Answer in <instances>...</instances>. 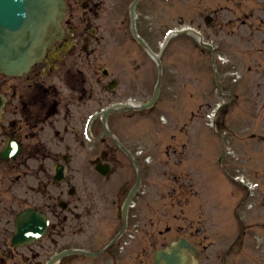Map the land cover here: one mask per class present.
Segmentation results:
<instances>
[{"label": "flooded vegetation", "instance_id": "1", "mask_svg": "<svg viewBox=\"0 0 264 264\" xmlns=\"http://www.w3.org/2000/svg\"><path fill=\"white\" fill-rule=\"evenodd\" d=\"M88 4L82 3L83 13L78 16L83 23H90L93 17L85 9ZM73 6L78 7L79 2L74 0ZM69 27L66 35L72 37L71 43L68 44L65 37L52 44L44 58L27 74L19 77L0 74V95L5 98L0 114V150L9 140L19 145L21 150L14 159H0V264H49L50 258L65 248H87L97 254L123 226L119 196L125 185L117 190L115 198L108 200L103 199V186L98 185L99 199H91L90 194L82 191L78 184L76 176L79 170L72 166L78 157L81 124L87 115L81 113V107L92 100L94 93L91 83H87L86 74L95 80L97 71L96 56L89 52H93L90 40L85 37V44L80 46L75 39L77 28ZM86 27L85 33L88 29L91 33L90 24ZM56 71L61 73L58 72L55 79ZM97 129L92 122L89 127L92 139L88 142L94 145L106 143L100 137L102 129L99 133ZM65 159V177L57 183L53 178L54 169ZM116 160L107 153L105 159L97 156L88 158V163L93 162V166L96 163L109 164L116 169ZM84 170L89 172L90 168ZM80 180L85 181V178ZM60 204L65 208L62 209ZM28 208L46 215L49 226L44 235L30 236L28 240L17 242L14 239L16 218ZM144 220L145 216L139 214L138 209L129 210L125 232L101 255L93 257V264H125L123 257L135 249L136 261L144 264L147 246L155 244L154 235L152 242L144 239L147 226ZM148 221L153 224V219ZM135 225L137 240L121 249L120 245ZM87 233L89 238L82 242L77 240ZM248 235L237 232L230 250L243 245L240 240L242 236L249 239ZM135 243L136 248L133 247ZM219 259L220 254L217 253L215 260ZM62 262L58 264H64Z\"/></svg>", "mask_w": 264, "mask_h": 264}, {"label": "rangeland", "instance_id": "2", "mask_svg": "<svg viewBox=\"0 0 264 264\" xmlns=\"http://www.w3.org/2000/svg\"><path fill=\"white\" fill-rule=\"evenodd\" d=\"M254 2L255 0H249L247 3L249 6H253ZM216 3L217 0H160L157 15L152 11L142 12L140 10L142 13L138 26L150 42L153 51L159 49L158 41L163 40L167 30L191 26L199 30L209 42L224 41L222 48L228 52L225 53L234 57L238 54L237 50L240 45L251 46L259 37H251L249 31L244 29L248 27H240L245 32L229 33L225 31L223 32L225 35L222 33L219 36L216 29L207 28L204 20L209 13L206 11V7L214 6ZM113 7L116 11V5ZM261 7L262 4L257 2V8ZM113 13L105 2L97 19L100 34L97 38L95 55L101 58L98 66L104 67L109 43H114L119 51L117 55L126 57L128 60L129 69L128 78L123 83L126 88L123 89L122 94H120L122 90H118L113 96L122 97L125 95L142 101L147 100L151 96V88L156 81L157 66L144 53L145 65L141 79L144 84V92L141 94L139 90L131 89L129 85L131 83L130 62L133 58L141 56L143 50L132 41L131 31H120L121 20H125V24L128 23L126 17ZM258 13L263 14L260 10ZM112 16H114L113 33L108 29ZM227 16L232 18L229 13ZM240 34H244V37ZM163 63L166 67V76L163 80L161 97L156 106L149 111L128 115L125 120L120 121L121 123L117 121L115 123L117 132L122 135L123 144L132 153L141 151L149 159V163L144 162L143 166V186L140 199L157 201L160 217L173 213L185 216L187 215V203L191 198L190 188L195 190L196 194V190L200 192L203 174L205 177L204 204L208 210L211 208L210 213L215 211L216 218H221L222 211L231 204V196L234 193L238 194L239 190L233 181L235 168L226 161L222 165L219 164V160L224 156V148L217 135L212 130H208L210 127L207 124L212 120L215 104L220 103L222 98L224 100L228 98L221 96L216 91L209 54L203 51L190 37L179 36L173 39L165 49ZM219 71L220 74L227 75L224 70L219 69ZM229 79V76L224 77L226 83ZM261 82L264 83V80ZM134 83L136 84L135 81ZM240 86L241 82L235 85L234 89L238 90ZM259 90L261 93L252 96V100L257 101L258 104L264 97V88L260 87ZM95 91L93 99L96 105L105 104L110 95L103 86H97ZM91 106L93 105L89 104L88 108ZM81 109H85V107L82 106ZM218 120H225V123L230 124V127L237 133L242 130L251 133L254 131V126L260 124V121L251 118L248 112L243 111L242 113L238 110L234 112L231 105H226L221 110ZM120 124L124 125V128ZM251 126L252 129H250ZM232 146L238 148L234 144ZM100 149H97V153ZM255 153L264 158L263 143L257 145ZM122 159L126 165L121 174L126 173V178L129 179L128 187H131L136 180L135 171L123 155ZM262 162L261 165L256 166L255 179L251 178L260 186L264 185V161ZM202 198L203 191L198 198L201 203ZM244 199L245 196L241 195L237 204ZM169 202L173 205L176 203L174 210H169ZM193 202L195 205L198 204L195 200ZM219 232H222L221 229ZM243 260L245 259L242 258L241 261L243 262ZM245 264L250 263L246 262Z\"/></svg>", "mask_w": 264, "mask_h": 264}, {"label": "water", "instance_id": "3", "mask_svg": "<svg viewBox=\"0 0 264 264\" xmlns=\"http://www.w3.org/2000/svg\"><path fill=\"white\" fill-rule=\"evenodd\" d=\"M52 0H0V66L8 73L25 71L31 63L29 41L34 37L31 28L33 14H50ZM29 24L24 26L25 18ZM49 20L51 16L49 15ZM14 43V45H11ZM160 258L170 263V256L162 252Z\"/></svg>", "mask_w": 264, "mask_h": 264}]
</instances>
